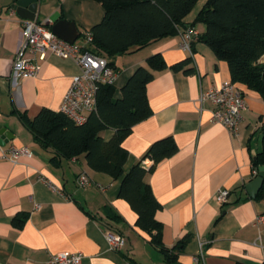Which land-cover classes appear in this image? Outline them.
I'll return each mask as SVG.
<instances>
[{"label":"crops","instance_id":"1","mask_svg":"<svg viewBox=\"0 0 264 264\" xmlns=\"http://www.w3.org/2000/svg\"><path fill=\"white\" fill-rule=\"evenodd\" d=\"M13 3L0 0V126L14 136L3 149L25 147L31 155L12 163L0 153V264H46L50 255L61 252L80 253L81 264H168L136 227L135 212L119 198L121 179L91 171L84 155L55 157L51 149L33 141L16 116L25 113L32 119L43 108L59 112L79 69L71 60L47 54L35 78L12 80V61L24 38L23 20L8 14ZM195 12L186 17V24L194 20ZM103 16L102 6L94 1L39 0L35 20L74 23L77 40L82 41L78 45L83 46L82 33ZM194 29L198 36L205 31L202 24ZM180 42L179 35L168 37L113 58L116 99L135 69L153 54H161L168 66L191 57L189 67L194 70L190 75L169 69L154 73L146 87L152 114L133 126L122 144L128 152L124 173L140 161H147L149 168L152 162L142 158L150 145L172 137L177 152L147 173L145 182L161 207L155 219L162 225V245L171 250L189 237L174 252L175 264H264V196L251 199L245 192L257 177L251 160L262 151L264 101L238 85L246 109L236 134L211 122L213 105L200 96L230 80L228 65L202 42L193 43L192 56ZM113 135L112 129L100 134L104 141ZM80 173L90 178V186L76 185ZM43 178L59 190L52 191ZM219 191L228 192L222 204L216 199ZM112 214L117 220L108 218ZM260 215L263 221L256 223ZM21 216L26 219L18 228L13 219ZM109 230L124 237L119 251L109 250Z\"/></svg>","mask_w":264,"mask_h":264},{"label":"trees","instance_id":"2","mask_svg":"<svg viewBox=\"0 0 264 264\" xmlns=\"http://www.w3.org/2000/svg\"><path fill=\"white\" fill-rule=\"evenodd\" d=\"M15 1V0H14ZM99 3L104 16L89 32L93 37L90 51L109 59L132 50L146 47L153 41L179 35L180 28L202 24L205 31L197 41L205 44L218 61L228 65L230 80L238 87L245 86L264 101V0H207L194 20H184L198 0H88ZM193 53V44L191 46ZM191 57L166 65L161 54L156 53L139 66L121 88V97L115 98V87L101 84L96 92L95 111L85 123L77 125L60 112L43 108L32 119L25 113H15L32 139L44 150L51 149L55 157L65 159L85 156L88 168L96 173L121 179L118 196L128 203L137 215L136 227L150 238L168 264H175V251L184 246V237L176 247L166 249L161 242L162 225L155 214L160 204L154 198L145 176L161 161L173 156L178 148L172 137L160 139L150 145L142 160L149 159V168L142 161L124 173L128 152L122 146L133 126L151 116L146 87L154 73L169 69L193 74L189 65ZM114 130L109 141L100 134ZM54 161V159H52ZM252 167H264V133L262 151L252 157ZM264 183L256 198L263 196ZM111 220L117 216L108 215ZM26 216L15 217L14 226L22 227Z\"/></svg>","mask_w":264,"mask_h":264},{"label":"built area","instance_id":"3","mask_svg":"<svg viewBox=\"0 0 264 264\" xmlns=\"http://www.w3.org/2000/svg\"><path fill=\"white\" fill-rule=\"evenodd\" d=\"M8 11L9 15L15 14L13 8ZM21 24L24 38L12 61V80L35 78L47 54L73 61L78 66L79 73L72 78L62 98L59 112L77 125L85 123L89 114L95 111L98 86L113 85L117 76L115 69L108 65L109 61L106 58L89 50L93 44V37L89 31L82 33L84 45L79 46L76 44L77 39L73 43H68L55 36L51 31L50 21L23 20ZM179 37L180 48L192 56L191 46L198 39L194 27H186L179 32ZM200 100H207L213 105L211 122L222 125L232 136L236 134L246 104L242 92L231 80L223 81L219 86L202 92ZM0 153L3 159L12 163H16L20 156L31 155L27 148L13 146L7 150L0 146ZM142 166L147 168V161H142ZM257 173V170H253L254 176H257ZM41 181L52 191L59 190L50 181L44 178ZM75 183L79 188H86L92 182L85 173H80ZM227 198V191H219L216 197L220 204L226 202ZM262 221V215L256 218V223ZM106 241L110 251H119L125 243L124 237L112 230L106 233ZM81 260L80 253L61 252L50 255L46 264H81Z\"/></svg>","mask_w":264,"mask_h":264},{"label":"water","instance_id":"4","mask_svg":"<svg viewBox=\"0 0 264 264\" xmlns=\"http://www.w3.org/2000/svg\"><path fill=\"white\" fill-rule=\"evenodd\" d=\"M39 0H15L12 4L15 14L22 20L33 21L37 15ZM52 33L58 38L73 43L79 36L76 26L72 22L65 20L56 21L51 25ZM14 136L0 126V146L4 147ZM264 183V167H260L255 179L245 186V192L251 199H255Z\"/></svg>","mask_w":264,"mask_h":264},{"label":"rangeland","instance_id":"5","mask_svg":"<svg viewBox=\"0 0 264 264\" xmlns=\"http://www.w3.org/2000/svg\"><path fill=\"white\" fill-rule=\"evenodd\" d=\"M207 0H198V2L196 3V5H195V7L193 8V10L192 11H199L202 7H203V5L205 4V2H206ZM195 12V13H196ZM194 14V13H193ZM80 43H82V41H79V40H77L76 41V44L78 45V44H80Z\"/></svg>","mask_w":264,"mask_h":264}]
</instances>
